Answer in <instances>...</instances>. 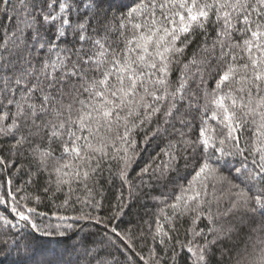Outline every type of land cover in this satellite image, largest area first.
I'll use <instances>...</instances> for the list:
<instances>
[{"label":"snow or ice","instance_id":"1","mask_svg":"<svg viewBox=\"0 0 264 264\" xmlns=\"http://www.w3.org/2000/svg\"><path fill=\"white\" fill-rule=\"evenodd\" d=\"M37 234L264 264V0H0V255Z\"/></svg>","mask_w":264,"mask_h":264},{"label":"trees","instance_id":"2","mask_svg":"<svg viewBox=\"0 0 264 264\" xmlns=\"http://www.w3.org/2000/svg\"><path fill=\"white\" fill-rule=\"evenodd\" d=\"M38 236V243L34 245L33 251L29 252L27 258L30 264H57L61 259H66V251L70 250L76 242L71 236L59 237ZM16 253H13L9 259H16ZM0 264H7L4 256L0 255Z\"/></svg>","mask_w":264,"mask_h":264}]
</instances>
